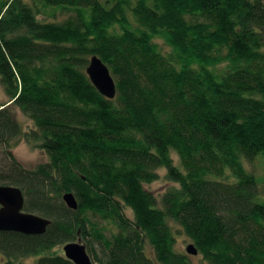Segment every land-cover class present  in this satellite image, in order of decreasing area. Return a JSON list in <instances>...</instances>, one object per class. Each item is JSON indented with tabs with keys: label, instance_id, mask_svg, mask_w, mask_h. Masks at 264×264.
Segmentation results:
<instances>
[{
	"label": "trees",
	"instance_id": "1",
	"mask_svg": "<svg viewBox=\"0 0 264 264\" xmlns=\"http://www.w3.org/2000/svg\"><path fill=\"white\" fill-rule=\"evenodd\" d=\"M94 55L115 79L113 98L87 73ZM0 81V184L52 220L42 234L0 231L6 264H76L52 250L79 238L94 264H196L199 254L264 264L251 168L264 157V0H0ZM16 110L34 128L24 132ZM22 134L47 161H18ZM161 169L170 185L156 192ZM98 218L115 225L111 236ZM176 226L198 254L177 249Z\"/></svg>",
	"mask_w": 264,
	"mask_h": 264
},
{
	"label": "water",
	"instance_id": "2",
	"mask_svg": "<svg viewBox=\"0 0 264 264\" xmlns=\"http://www.w3.org/2000/svg\"><path fill=\"white\" fill-rule=\"evenodd\" d=\"M87 73L97 87L106 97L113 98L117 92V85L109 67L103 60L94 55L87 67ZM67 206L78 209V200L73 192L63 195ZM25 196L22 189L15 185L0 184V231H17L24 234H42L47 231L52 220L37 213L24 210ZM66 257L76 264H94L86 244L82 239L70 241L63 247ZM187 252L198 254L194 243L187 246Z\"/></svg>",
	"mask_w": 264,
	"mask_h": 264
},
{
	"label": "rangeland",
	"instance_id": "3",
	"mask_svg": "<svg viewBox=\"0 0 264 264\" xmlns=\"http://www.w3.org/2000/svg\"><path fill=\"white\" fill-rule=\"evenodd\" d=\"M51 13L52 11L50 9H44L40 15L42 18H44V17L50 16ZM57 14L59 17H62L61 12H57ZM8 99L9 97L7 96L4 90V87L0 81V103L6 102ZM16 117L21 123L24 132H27L31 130L32 128H34L33 120L29 118L26 114L21 112L20 110H16ZM12 147H13V150H12L13 154L16 156L18 161H20L26 167H35L38 164L48 160V156L45 153V151L41 147L36 146L35 142H31L27 140L25 134H22L19 137L13 139ZM7 161H8V157L5 155L4 147L0 145V168L3 165H5ZM251 168L254 170V172H256V174H258V176L261 179L260 191L262 192V195H264V157L258 156L253 162H251ZM160 171H161V177L149 185V187L154 189L156 192L164 191L170 185L168 183L167 178L165 177V170L161 169ZM127 212L128 214H131V210L129 208L127 209ZM94 221H97V223H99V225L98 224L97 225L104 231V233H106L107 236H111L112 231L116 230L115 225L108 222L107 220L98 218L97 220H94ZM175 230L177 231L176 233L177 249L183 252H187V246L191 243V239L185 233H183L179 227L175 228ZM66 243L55 246L52 251L54 253L64 254L63 247ZM82 243H84L83 240H82ZM101 245H102V242L97 241V239L92 240L91 247L99 255L102 254ZM89 252H90V248H89ZM90 254L92 258H94V255L92 254V252H90ZM37 259H38L37 255L27 256L24 259H22V264H31L35 262ZM193 261L196 264H208L205 260L202 259V256L200 254L193 256ZM0 264H6L5 258L1 253H0ZM17 264H20V263L17 262Z\"/></svg>",
	"mask_w": 264,
	"mask_h": 264
}]
</instances>
